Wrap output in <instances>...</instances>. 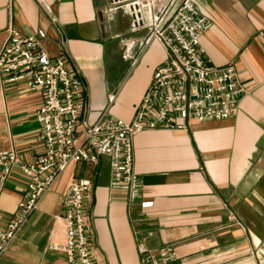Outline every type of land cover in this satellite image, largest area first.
<instances>
[{
  "label": "crops",
  "instance_id": "obj_1",
  "mask_svg": "<svg viewBox=\"0 0 264 264\" xmlns=\"http://www.w3.org/2000/svg\"><path fill=\"white\" fill-rule=\"evenodd\" d=\"M194 1L213 21L201 38L206 57L218 67L234 64L248 90L236 115L136 136L134 170L143 189L134 204L125 188L110 186L107 157L71 165L0 264H68L50 247L65 243L62 202L73 178L95 183L89 210L98 264H141L140 243L150 250L174 245L173 264H264V38L258 35L264 0ZM109 9L108 0H0V49L11 26L43 34L50 56L66 50L87 86V120L108 109L130 121L166 51L155 41L132 66L122 57L123 40L144 37L148 19L133 33L128 8ZM43 100L41 92L0 80V152L15 150L26 163L43 152L35 117ZM27 181L18 169L10 175L0 196V227L16 213Z\"/></svg>",
  "mask_w": 264,
  "mask_h": 264
},
{
  "label": "built area",
  "instance_id": "obj_2",
  "mask_svg": "<svg viewBox=\"0 0 264 264\" xmlns=\"http://www.w3.org/2000/svg\"><path fill=\"white\" fill-rule=\"evenodd\" d=\"M108 1L109 11L128 8L133 33L148 19L144 37L123 40L125 60L134 66L155 41L166 51L130 121L118 119L106 109L90 123L86 117L87 86L66 50L53 58L43 45V34L25 35L13 26L8 29L0 49V80L43 93V104L35 114L43 152L32 163L24 162L15 150L0 152V196L15 169L28 179L16 213L0 227V260L38 210L42 197L71 165L97 164L101 157H107L110 186L125 188L129 203L134 204L143 189V181L134 170L136 136L152 130H184L192 120L230 119L248 94L234 64L218 67L206 57L201 38L213 21L194 0ZM258 35L264 38V30ZM61 46L64 48L62 40ZM114 99V94L108 96L109 103ZM94 188L92 179L73 178L64 193L65 243L50 248L63 252L68 264L99 263L89 210ZM138 250L141 264H173L178 260L174 245L150 250L140 243Z\"/></svg>",
  "mask_w": 264,
  "mask_h": 264
}]
</instances>
